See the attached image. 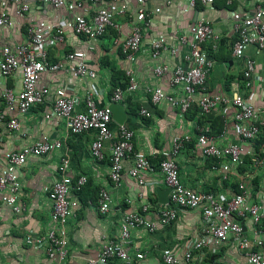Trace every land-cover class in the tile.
Masks as SVG:
<instances>
[{
	"label": "crops",
	"instance_id": "0c3cea01",
	"mask_svg": "<svg viewBox=\"0 0 264 264\" xmlns=\"http://www.w3.org/2000/svg\"><path fill=\"white\" fill-rule=\"evenodd\" d=\"M1 1L0 10L4 9L10 13L14 26L11 29H0V51L5 47L14 49L26 43L29 26L38 33L60 26L65 39L62 43L49 47V63L63 61L68 52L83 51L86 52L89 68L96 71L97 77L83 80L65 70L46 72L41 77L38 88H48L50 95L43 104L34 106L27 115L22 116L8 109L1 97L3 86L15 91L21 89L22 73L17 71L10 77H4L0 73V113L6 117L0 122V176L6 174L12 153H19L44 137L50 142L62 143V148L52 149L46 155H29L27 163L16 169L15 174L20 184L17 194L18 205L22 208L20 212H15L8 203L11 193L0 192V264H51L45 251L27 245L26 236L40 238L59 224H63L59 228L63 226L69 242L65 264H87L88 259L100 252L105 243L104 237L121 238L124 216L129 212L140 211L145 204L151 206L146 218L154 222L157 229L154 233L143 228L132 229L127 245L128 252L132 255L137 252L144 253L146 259L142 264H166L163 260V251L169 249L181 261L180 264H187L183 258L189 250L191 241L200 237L203 212L199 209L182 210L175 221L167 226L162 225L159 214L170 205H161L157 194V189L166 191L169 188L160 172L162 153L171 149L173 138L179 135L192 138L176 159L180 179L187 188L197 192H210L217 200L226 203L238 193L239 184L244 182L248 202L264 206V165H253L255 155L258 153L255 144L263 141L264 130L254 142L245 143L240 141L237 125L232 117L229 115L230 118L225 122L221 109L206 116L197 105H194L195 107L182 114L166 102L153 106L145 91L149 86H162L167 92L175 95V90L169 85L171 73L158 78L154 74V68L163 63H171L173 68L180 56L162 54L160 59L154 60L151 57L152 43L161 39L171 47L182 34L194 38L195 21L198 13L200 15L203 13L211 21L215 33L220 34L223 40L220 51L216 54L214 68L208 76V91L230 98L239 94L248 97L254 105L264 109V51L261 52L253 46L245 51V56L253 58L256 62L254 85L249 91L243 78L242 62L229 53V46L234 40L232 12L254 13L256 4L264 3V0H215L212 6L203 7L199 4L197 9H184L190 0H150L147 3H144V0H128L130 7L128 15L118 19L120 31L110 29L107 35L95 42L74 35V19L84 12V8L94 10L107 6L109 0H96L95 3L90 0H67L62 9H55L46 0H28L30 11L23 18L15 15L14 3H10L9 0ZM78 3H82L83 6L80 8ZM142 7L148 10L151 24L144 32L139 53L133 62L129 63L125 61L120 46L130 34L133 18L135 19L137 11ZM212 42L210 40L205 45V50L210 48ZM90 45L94 49H88ZM128 68H133L140 89L128 94L122 104L126 106L128 115L126 126L135 134L133 140L135 151L145 154L153 166L152 170L144 174L146 187H141L137 180L129 175L133 167L131 158L124 161L121 186H115L110 178L111 143L105 145L104 159L98 161L91 153L95 132L70 133L65 121L52 114L58 90H64L76 100L78 104L75 112L85 110L86 92L92 90L99 107H110L113 104L114 78L119 73L115 89L120 87L126 90V86L118 85L126 82L125 73ZM141 108L149 109L152 117L147 119L150 120L140 116ZM12 118L20 121L22 129L18 133L11 132L7 127V120ZM207 127L210 128V135L216 138L219 146L239 144L244 148V164L238 168L233 166L227 179L221 163L204 158L196 144L200 130ZM118 128L119 125L113 121L111 129L115 134ZM262 144L264 145V142ZM261 153L264 154V146ZM63 158L69 160L67 176L73 181L69 199L76 203V207L74 216L65 223H59L51 220L53 211L51 192L55 183L64 175L60 170ZM226 161L229 162L227 159ZM82 177H85L87 182L80 186L78 182ZM102 189L108 190L113 199L111 209L106 215L98 211L99 193ZM140 193L143 194L142 198L139 196ZM240 223L243 226L244 238L252 243L263 242L262 247L256 250L264 258V222L259 227V235L254 234L256 227L251 218H243ZM190 264L250 263L245 251L239 248L232 237L224 245L207 248L204 256L195 253Z\"/></svg>",
	"mask_w": 264,
	"mask_h": 264
},
{
	"label": "built area",
	"instance_id": "2783aa9c",
	"mask_svg": "<svg viewBox=\"0 0 264 264\" xmlns=\"http://www.w3.org/2000/svg\"><path fill=\"white\" fill-rule=\"evenodd\" d=\"M18 1V2H17ZM9 0L14 3L15 15L25 17L30 11L28 0ZM55 9H62L67 0H46ZM95 3L96 0H90ZM150 0H144L147 3ZM7 2V3H9ZM17 2V3H16ZM215 0H190L184 9H197L200 4L203 7H210ZM0 5L2 1L0 0ZM81 8L82 3H78ZM128 0H109L107 6L94 10L84 8V12L74 19L73 32L78 38H86L92 42L97 41L109 33L110 29L120 31L118 19L125 18L129 12ZM234 21L233 33L234 44L232 56L243 64V78L247 90L254 85V74L256 62L251 57L245 56L248 47H255L264 51V3H258L255 12L243 14L232 12ZM151 19L148 10L140 8L135 19L130 34L121 43V52L125 61L132 63L137 53H139L143 41L144 32L150 27ZM14 26L12 16L8 11L0 10V29H11ZM28 41L16 48L5 47L0 51V73L4 77H10L15 72L20 71L23 75L22 87L15 91L7 86L1 87V97L5 106L16 111L19 115H27L34 106L41 105L50 95V90L46 87L38 88V83L48 71L56 72L65 70L78 79L97 77L96 71L89 68L86 60V52L72 51L65 54L63 61L50 64L48 61V49L51 46L62 43L65 39L63 29L50 28L44 32H37L32 26L28 27ZM222 36L215 33L211 21L203 13H198L194 27V38L182 34L177 37V43L171 47L164 40L153 41L151 47V57L154 60L161 58L162 54H169L172 57L180 56L173 68L171 63H163L154 68L156 77L161 78L167 73H171L170 87L175 90V95L167 92L162 86L147 87L145 91L151 99V104L156 106L163 102L178 109L182 114L187 113L194 105H197L203 115H210L217 110H222L225 122L232 117L237 125V133L240 141L252 143L264 130V109L254 105L248 97L236 94L230 98L227 96L212 94L208 91V76L214 68L215 55L219 51ZM212 40L209 49L205 50V45ZM90 50L94 49L89 46ZM128 86L126 90L118 87L112 95L113 103H123L128 94L137 92L140 89L139 81L133 68L126 70ZM77 102L64 90L56 92V98L52 114L54 117L62 119L70 133L79 134L82 132H95L94 140L91 144L92 156L98 161L104 159L105 145L110 142V178L115 186H121L124 175V161L133 159V167L129 175L136 179L141 187H146L144 174L153 169L148 157L136 152L134 147V131L126 125H119L115 134L111 125L113 123L112 111L110 107H99L96 103L94 91H87L85 98V110L75 112ZM224 109V111H223ZM141 117L150 118L152 113L147 108L139 111ZM6 119L0 113V122ZM7 127L11 132L21 131V124L17 118L7 120ZM117 137V140L115 138ZM192 141L189 136H176L173 138L172 147L169 151L162 153L160 172L162 173L166 185L172 189L170 194L171 203L168 209L161 211L159 221L162 225H168L175 221L178 213L182 210H196L203 212V226L199 239L191 241L189 250L186 252L183 261L190 264L195 253L205 255L207 248L228 243L232 237L238 243L241 250L245 251L250 264H264V258L258 252L263 242L252 243L244 238L243 226L240 223L243 218H251L256 229L255 235H259V227L264 222V206L250 204L248 202V192L244 182L239 184L238 193L228 202L223 203L217 200L216 196L210 192H197L187 188L180 179L179 167L176 162L182 148ZM196 144L199 146L200 154L204 158L214 159L221 163L227 179L232 167L238 168L244 164V148L239 144L219 146L216 138L210 135V128L201 129ZM62 148L60 141L50 142L44 137L31 147L24 148L19 153H12L8 160L6 174L0 176V192L9 191L11 193L8 203L12 205L15 212L21 211L18 205L17 194L20 187L16 177V169L27 163L29 155L43 156L52 149ZM226 159L229 161L227 162ZM225 161V163H223ZM223 163V164H222ZM264 165V155L254 158L253 165ZM69 160L62 159L60 168L62 178L55 183L51 192L53 211L51 220L65 223L67 219L74 216L76 203L69 199L73 188V181L67 176ZM87 182L82 177L78 185L82 186ZM140 198L143 194L140 193ZM113 199L110 192L102 189L99 193L98 211L106 215L112 206ZM151 206L145 204L140 211L127 213L122 221V233L120 239L104 237L105 243L100 252L93 258L87 260V264H142L146 255L137 252L132 255L127 250L130 242L131 230L143 228L154 233L156 224L147 220L146 213ZM59 224L40 238L32 235L26 236V243L29 246L45 251L51 264H65L68 258V239L63 226ZM163 260L166 264H180L181 261L174 253L166 249L163 251Z\"/></svg>",
	"mask_w": 264,
	"mask_h": 264
},
{
	"label": "water",
	"instance_id": "95a60500",
	"mask_svg": "<svg viewBox=\"0 0 264 264\" xmlns=\"http://www.w3.org/2000/svg\"><path fill=\"white\" fill-rule=\"evenodd\" d=\"M110 109L112 111L113 121H115L118 125H125L127 118H128V115L126 112V106L120 103H113L110 105ZM171 191H172L171 188H168L166 191L157 189V194H158V197L160 198L161 205H168V204L170 205Z\"/></svg>",
	"mask_w": 264,
	"mask_h": 264
},
{
	"label": "trees",
	"instance_id": "16d2710c",
	"mask_svg": "<svg viewBox=\"0 0 264 264\" xmlns=\"http://www.w3.org/2000/svg\"><path fill=\"white\" fill-rule=\"evenodd\" d=\"M221 42H223V40H221ZM221 42H220V47H221ZM233 44H234V40H232V43H231V45L229 46L230 47V50H229V53H231L232 54V49H233ZM220 47H219V51H220ZM218 51V52H219ZM215 57V59H216V55L214 56ZM228 61H230V59H228ZM119 73H117L116 74V77L114 78V81H113V90H115V87L117 86L116 85V79H117V75H118ZM120 75H123L122 73H120ZM126 79V82L125 83H123V84H119L118 86H121V87H127V82H128V79H127V77L125 78ZM127 84V85H126ZM195 107V106H194ZM146 120H150V119H146ZM263 139V138H262ZM264 142V139H263V141L262 142H260V141H258V142H256V144H255V146H256V151L258 152L255 156H258V157H261V156H263L264 154H262L261 153V151H262V147L264 146L262 143ZM206 252V251H205Z\"/></svg>",
	"mask_w": 264,
	"mask_h": 264
},
{
	"label": "clouds",
	"instance_id": "9594fccd",
	"mask_svg": "<svg viewBox=\"0 0 264 264\" xmlns=\"http://www.w3.org/2000/svg\"><path fill=\"white\" fill-rule=\"evenodd\" d=\"M120 104H122V103H120ZM113 119V118H112ZM126 125V124H125Z\"/></svg>",
	"mask_w": 264,
	"mask_h": 264
}]
</instances>
